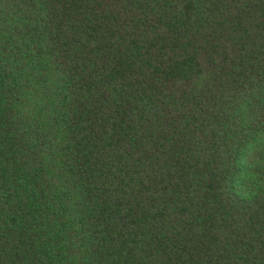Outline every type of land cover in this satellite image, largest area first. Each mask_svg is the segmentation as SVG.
Segmentation results:
<instances>
[{
  "label": "trees",
  "instance_id": "16d2710c",
  "mask_svg": "<svg viewBox=\"0 0 264 264\" xmlns=\"http://www.w3.org/2000/svg\"><path fill=\"white\" fill-rule=\"evenodd\" d=\"M0 264H264V0H0Z\"/></svg>",
  "mask_w": 264,
  "mask_h": 264
}]
</instances>
